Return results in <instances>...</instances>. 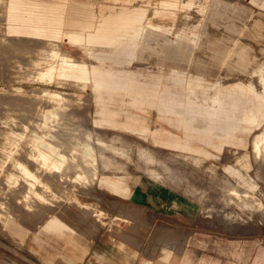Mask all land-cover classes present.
Segmentation results:
<instances>
[{"label": "rangeland", "instance_id": "rangeland-1", "mask_svg": "<svg viewBox=\"0 0 264 264\" xmlns=\"http://www.w3.org/2000/svg\"><path fill=\"white\" fill-rule=\"evenodd\" d=\"M69 1L149 14L157 0ZM190 13L202 17L191 51L126 18L106 20L93 46L85 32L76 44L38 39L39 13L27 43L0 32V264H182L184 253L222 258L228 242L253 264L264 250V154L253 144L264 128V0H206ZM118 21L130 29L112 31ZM126 90L175 135L98 123L97 102Z\"/></svg>", "mask_w": 264, "mask_h": 264}, {"label": "crops", "instance_id": "crops-1", "mask_svg": "<svg viewBox=\"0 0 264 264\" xmlns=\"http://www.w3.org/2000/svg\"><path fill=\"white\" fill-rule=\"evenodd\" d=\"M131 1V0H128ZM206 0H157L153 2L154 8L151 13L146 14L145 10L130 8H100L99 12H95L86 4H80L76 1L69 0H5L4 4V22L0 26V32L4 33L6 37L15 39L17 42L21 40L27 41L34 36L28 33L27 26L30 25L31 20L39 13V21L41 29H37L38 33L43 35L38 39L46 42L56 43L63 38H66L71 43H78L81 41V34L86 33V40L93 46L94 39L97 35H102L110 30V25L105 23L109 19H133L142 21L140 26L143 30L153 32L162 39V43L168 47L174 48L183 45L186 51H191L196 46L199 37V20L190 13L191 9H196L201 12L205 9ZM57 5L59 11L52 13L49 9ZM73 7V14L69 15L68 9ZM76 10H79L76 13ZM168 14L174 15V18H169ZM180 19L183 21L180 23ZM99 23V25H98ZM112 31H124L130 29V25L126 23H116ZM135 29V28H134ZM58 31L59 36L55 37V32ZM140 31V28H139ZM52 35V36H50ZM173 36V38H172ZM65 55V54H64ZM66 56V55H65ZM66 64H76L72 62L67 56ZM84 77L87 78L85 67H82ZM61 76H65L61 72ZM123 85V84H122ZM197 87H205L206 83L194 81ZM127 91L128 99H117L114 94H110V101H98L96 105V121L110 127L121 128L125 131L135 133L134 130L143 129L144 131H152L154 129H162L168 131L170 134L175 135L171 128L163 127L158 124V109L156 106H149L148 103L142 104L137 101L136 105L129 91ZM99 99H102L101 97ZM117 107L119 104L124 105L127 110L109 108ZM110 105V106H111ZM145 106V107H143ZM146 108V109H145ZM155 108V109H154ZM132 109V110H130ZM264 115V112L262 116ZM202 117V116H200ZM198 118L196 117L195 120ZM195 126L205 127V124L194 123ZM150 138V137H149ZM152 141V139H150ZM157 142V139H154ZM152 141L156 147H167L157 144ZM171 243L168 242V246ZM198 244L202 247H207L206 243L201 241ZM172 247L163 248L162 259H167L171 254ZM217 253L222 258L202 257L194 260L187 253L182 254V264H240L241 260H246L249 250L246 248H237L234 243H220L216 247ZM253 264H264V250L259 249L256 253Z\"/></svg>", "mask_w": 264, "mask_h": 264}, {"label": "bare ground", "instance_id": "bare-ground-1", "mask_svg": "<svg viewBox=\"0 0 264 264\" xmlns=\"http://www.w3.org/2000/svg\"><path fill=\"white\" fill-rule=\"evenodd\" d=\"M55 52H57V51H55ZM52 56H54V57H56V54L54 55L53 53H52ZM53 59V58H52ZM47 63H48V61H46ZM53 62H54V59H53ZM51 63V62H50ZM49 63V64H50ZM46 64V63H45ZM53 64V63H52ZM46 66V65H45ZM42 78H48V77H51L50 76V74L49 75H45V73L44 74H41L40 75ZM262 130L263 131H260V133L254 138V140H253V144H254V150H255V152H256V155L257 156H261L262 155V153L264 154V152H262L263 151V149H264V147H263V144H264V128H262ZM253 139V138H252ZM251 143H252V141H251ZM80 146V145H79ZM253 147V146H252ZM81 149H83L82 147H80ZM80 149V150H81ZM38 157H40V158H42V155H41V153H40V155H38ZM67 156L65 155V158H66ZM264 157V156H263ZM263 159V158H262ZM65 160V159H64ZM44 161H45V163H46V165H47V163H49V167L50 168H52V170H59V169H61L62 167L61 166H57L54 162H49V160L48 159H46V158H44ZM238 193V195H243V196H246V194H242V193H239V192H236V194Z\"/></svg>", "mask_w": 264, "mask_h": 264}]
</instances>
